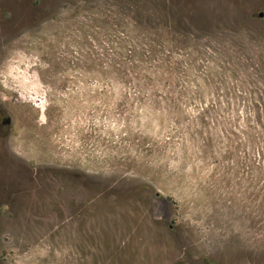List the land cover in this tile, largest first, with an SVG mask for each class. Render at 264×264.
<instances>
[{"label":"rangeland","instance_id":"rangeland-1","mask_svg":"<svg viewBox=\"0 0 264 264\" xmlns=\"http://www.w3.org/2000/svg\"><path fill=\"white\" fill-rule=\"evenodd\" d=\"M258 119L264 0H0V264H264Z\"/></svg>","mask_w":264,"mask_h":264},{"label":"trees","instance_id":"trees-1","mask_svg":"<svg viewBox=\"0 0 264 264\" xmlns=\"http://www.w3.org/2000/svg\"><path fill=\"white\" fill-rule=\"evenodd\" d=\"M257 124H258V126H259L260 128H263V127H264L263 124H262V122H261V119H258V120H257Z\"/></svg>","mask_w":264,"mask_h":264},{"label":"water","instance_id":"water-1","mask_svg":"<svg viewBox=\"0 0 264 264\" xmlns=\"http://www.w3.org/2000/svg\"><path fill=\"white\" fill-rule=\"evenodd\" d=\"M260 16H261V14H260Z\"/></svg>","mask_w":264,"mask_h":264}]
</instances>
